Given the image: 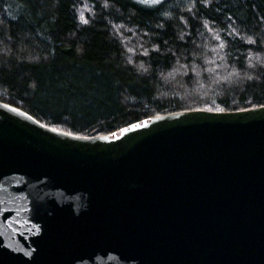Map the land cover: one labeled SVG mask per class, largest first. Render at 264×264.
I'll return each mask as SVG.
<instances>
[{"label": "water", "instance_id": "1", "mask_svg": "<svg viewBox=\"0 0 264 264\" xmlns=\"http://www.w3.org/2000/svg\"><path fill=\"white\" fill-rule=\"evenodd\" d=\"M0 264H264V107L78 136L0 101Z\"/></svg>", "mask_w": 264, "mask_h": 264}, {"label": "trees", "instance_id": "2", "mask_svg": "<svg viewBox=\"0 0 264 264\" xmlns=\"http://www.w3.org/2000/svg\"><path fill=\"white\" fill-rule=\"evenodd\" d=\"M0 0V101L78 136L264 107V0Z\"/></svg>", "mask_w": 264, "mask_h": 264}, {"label": "rangeland", "instance_id": "3", "mask_svg": "<svg viewBox=\"0 0 264 264\" xmlns=\"http://www.w3.org/2000/svg\"><path fill=\"white\" fill-rule=\"evenodd\" d=\"M140 1L150 4V2H151V3H152V2H157V1H159V0H140ZM148 4H147V5H148Z\"/></svg>", "mask_w": 264, "mask_h": 264}]
</instances>
